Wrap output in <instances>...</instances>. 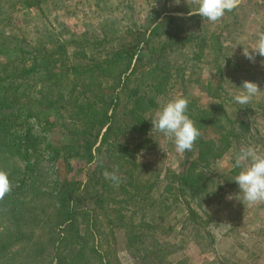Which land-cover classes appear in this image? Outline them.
<instances>
[{"label":"trees","instance_id":"16d2710c","mask_svg":"<svg viewBox=\"0 0 264 264\" xmlns=\"http://www.w3.org/2000/svg\"><path fill=\"white\" fill-rule=\"evenodd\" d=\"M108 36L75 35L69 42L72 53L59 44L36 49L29 58L25 49L16 51L11 40L0 39V169L8 172L12 183V191L0 201V264H115L101 238L104 226H116L105 205L117 204L120 223L125 217L122 202L137 204L139 194L141 203H150L159 215L152 221L144 216L138 224H120L137 264H184L172 261L177 252L173 243L157 236L164 228L165 211L180 201L186 204V221L197 238L209 245L215 241L206 207L216 188L233 180L240 169L233 166L220 174L212 165L239 142L240 132L250 131L249 123L230 117L223 102L209 108L189 103L187 114L201 135L193 150L186 151L182 169L172 172L162 198L155 200L156 183H142L136 150L120 143L119 137L131 131L146 135L152 129L146 118L158 108L159 95L167 94L171 71L158 62L133 79L134 61L146 48L140 42L143 36L131 41ZM204 36L174 34L161 48H170L175 38L181 44L190 42L195 45V60L207 45L206 39L198 42ZM101 44L109 49L90 59L88 51ZM217 56L225 57L221 49ZM122 92L129 104L124 113L119 110ZM211 94L220 97L217 92ZM54 127L65 132L60 144L51 138ZM75 158L95 164L92 180L101 188L95 203L107 215L105 221L96 209L77 205L79 182L71 176ZM115 166L121 177L118 186L103 175ZM165 192L172 198L165 197ZM128 207L134 220L138 214ZM170 232L163 233L169 236ZM150 237L155 240L145 244ZM214 264L234 262L223 259Z\"/></svg>","mask_w":264,"mask_h":264},{"label":"rangeland","instance_id":"374dc122","mask_svg":"<svg viewBox=\"0 0 264 264\" xmlns=\"http://www.w3.org/2000/svg\"><path fill=\"white\" fill-rule=\"evenodd\" d=\"M196 10L197 5L192 0L189 4L187 0H180L179 4L174 0H0V39L11 40L16 51L25 49V56L29 58L36 49H52L59 44H65L72 53L74 48L69 42L75 35L88 34L96 39L109 34V38L116 40L123 36L130 41L142 35L140 42L146 48L134 61L137 74L133 79L141 77L158 62L171 71L167 94L159 95L158 108L167 100L183 95L189 103L196 105L195 108H209L223 102L230 117L249 123L250 131L240 132L242 137L239 142L212 165L216 173L222 174L233 168L234 153L241 147L251 145L264 152V57L256 56L253 63L243 55V49L252 48L258 34L264 32V0H239L233 10L226 11L216 22L203 19L198 14L188 15ZM202 33L205 36L198 42L206 39L207 45L203 55L195 60H192L195 45L190 42L181 44L175 38L170 48L165 51L161 48L171 35L194 36ZM107 46L93 47L88 56L90 59L102 56L104 49H109ZM218 47H221L225 57L218 58ZM155 48L158 50L152 52ZM246 79L257 82L261 91L249 106L244 107L234 101V95ZM211 92H217L220 97ZM120 99L119 110L124 113L128 104L125 92L120 94ZM149 122L152 128L150 119ZM64 137L61 127L52 129L51 138L55 144L62 143ZM119 141L136 150L143 169L139 172L142 183H156L153 196L162 198L172 172H178L184 166L186 152L178 153L173 141L155 129L149 130L146 135L131 131L121 135ZM20 165L23 166L22 162ZM72 165L71 176L79 182L77 205L96 209L101 220L105 221L107 215L95 203L97 191H101L92 180L95 164L88 163L85 158H75ZM228 181L223 182L222 188H216L206 207L212 216L209 226L215 238L212 245L200 241L192 232L193 228L186 221V204L182 201L165 211L164 228L158 231L157 236L173 243V250H177L171 257L174 263L214 264L229 259L234 264H264V202L249 204L243 201L237 182L234 179ZM165 194V197L172 198L168 192ZM139 196H136L137 204L122 202L121 214L125 217L120 223L116 220L117 204L105 205L109 206V216L115 220L116 226H104L101 238L103 249L115 264H137L127 248L126 232L121 222L130 225L132 222L138 224L144 216L147 221L158 218L156 207L141 203ZM127 206L128 210L135 206L132 210L138 216L134 220H130ZM171 229L169 236L163 233ZM152 237L145 244H151L155 240Z\"/></svg>","mask_w":264,"mask_h":264},{"label":"clouds","instance_id":"9594fccd","mask_svg":"<svg viewBox=\"0 0 264 264\" xmlns=\"http://www.w3.org/2000/svg\"><path fill=\"white\" fill-rule=\"evenodd\" d=\"M176 4L180 0H174ZM189 4V0H187ZM197 5L195 12L190 11L189 16L198 14L203 19L216 22L223 17L226 11L233 10L239 0H192ZM243 55L251 62H255L256 56L264 57V32L258 34L255 45L250 49H243ZM240 90L234 95V101L241 106H249L261 88L257 82L244 80L239 86ZM217 103V102H215ZM189 100L183 95H177L154 112L150 119L152 129L162 133L172 140L178 153L191 151L201 133L195 122L187 114ZM151 129V130H152ZM235 168L240 169L235 176L243 201L254 204L264 202V152L258 151L254 146L241 147L234 153ZM119 168L115 166L111 172L104 170L105 179L119 185L121 177ZM12 191V183L6 170L0 169V201Z\"/></svg>","mask_w":264,"mask_h":264}]
</instances>
